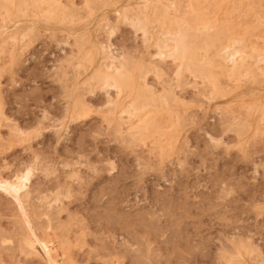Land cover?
Returning a JSON list of instances; mask_svg holds the SVG:
<instances>
[{"label":"rangeland","instance_id":"1","mask_svg":"<svg viewBox=\"0 0 264 264\" xmlns=\"http://www.w3.org/2000/svg\"><path fill=\"white\" fill-rule=\"evenodd\" d=\"M50 1L0 0V179L32 171L55 260L264 264V0ZM102 64L131 83L102 86ZM139 97L142 120L122 114ZM13 203L0 190V264H48Z\"/></svg>","mask_w":264,"mask_h":264},{"label":"bare ground","instance_id":"2","mask_svg":"<svg viewBox=\"0 0 264 264\" xmlns=\"http://www.w3.org/2000/svg\"><path fill=\"white\" fill-rule=\"evenodd\" d=\"M47 1H50V0H47ZM52 1V0H51ZM50 1V2H51ZM89 1H92V0H89ZM53 2H55L54 0H53ZM45 3V2H44ZM47 3V2H46ZM56 3V2H55ZM93 3V2H92ZM3 4V3H2ZM37 4V3H36ZM53 4V3H52ZM52 4H50V5H52ZM12 5V4H11ZM93 5V4H92ZM96 5V4H95ZM98 5V4H97ZM165 5V4H164ZM3 6V5H2ZM159 6V5H158ZM52 7V6H51ZM241 7V6H240ZM166 8V7H165ZM5 9V8H4ZM91 9V8H90ZM94 9V8H93ZM6 10V9H5ZM157 10H158V8H157ZM64 11V10H63ZM159 11V10H158ZM232 11V10H231ZM8 12V11H7ZM65 12V11H64ZM66 13V12H65ZM63 14V13H62ZM156 15V14H155ZM27 17V16H26ZM65 17V16H64ZM52 18V17H51ZM59 18H61L60 16H59ZM67 18H69V17H67ZM165 18H166V15H165ZM7 19V18H6ZM248 19V18H247ZM70 22V21H69ZM53 23H54V21H53ZM72 23V22H71ZM250 25V24H249ZM264 25V24H263ZM248 26V25H247ZM251 26V25H250ZM255 26V25H254ZM249 29V28H248ZM253 29V28H252ZM190 34V33H189ZM191 35V34H190ZM77 38H80V37H77ZM191 38V37H190ZM188 39V37H187V33H181V34H179L178 35V37H176L174 40H175V54H173V57H175V58H178V60L179 59H182L183 60V58H185V56H186V54L188 53L189 54V46L187 45V41H189V39ZM22 40V39H21ZM169 40V38H165L164 39V42H166L167 43V41ZM244 40V39H243ZM25 41H27L26 39H25ZM79 41V40H78ZM189 43H190V41H189ZM247 43V42H246ZM240 43H238V45H239ZM188 46V47H187ZM239 47H241L240 45H239ZM238 49V48H237ZM237 49H233V50H228L227 51V54H228V56H227V60L231 63V64H233V67H239V63H238V58H239V56L240 55H242V52L240 51V49L239 50H237ZM247 49V48H246ZM189 51V52H188ZM80 52V51H79ZM101 52V51H100ZM104 52V51H103ZM192 52V51H191ZM126 54V53H125ZM188 54H187V56H188ZM106 57V59H108V58H112V60H114L115 59V57H114V55H111L110 53H105L104 54ZM160 55H163V53H160ZM122 56V55H121ZM128 56V55H127ZM71 57H72V55H71ZM73 57H75V56H73ZM88 58V57H87ZM194 58V57H193ZM193 58H191V59H193ZM67 59V58H66ZM74 59V58H73ZM104 59V58H103ZM119 59V58H118ZM75 60V59H74ZM91 60H93V58H91ZM121 60V59H120ZM120 60H119V62H120ZM130 60V59H129ZM67 61H68V59H67ZM122 61V60H121ZM69 62V61H68ZM72 62V60L70 61V63ZM128 62V61H127ZM130 62V61H129ZM104 63V62H103ZM127 64V63H126ZM82 65V64H81ZM91 65V64H90ZM118 65V64H117ZM125 66V65H124ZM231 66V65H230ZM254 66V65H253ZM101 67H103V68H105L106 67V70H107V72L106 73H103L102 71L103 70H101V69H103V68H101ZM100 68V70H98V71H96L95 72V79H97L98 80V82L99 83H102L103 85L102 86H104V87H107V86H115V87H117V88H119V89H121V87L123 86V85H127L129 82H130V78H131V74L129 73L128 74V71L126 70V69H124V68H116V66L114 67L113 65H108V66H103V64H102V66H101ZM123 67V66H122ZM233 67H232V69H233ZM72 69V68H71ZM130 69H131V67H130ZM247 69H248V67H247ZM259 69V68H258ZM62 71V70H61ZM232 71V70H231ZM66 72V71H65ZM105 72V71H104ZM63 73V72H62ZM73 73V72H72ZM229 73H230V71H229ZM250 73H252V72H250ZM257 73V72H256ZM228 74V73H227ZM242 74V73H241ZM244 74V73H243ZM66 75V74H65ZM130 75V76H129ZM248 75V74H247ZM251 75L252 74H250V77H251ZM207 76H209V74L207 75ZM260 76V75H259ZM78 77V76H77ZM130 77V78H129ZM214 77V76H213ZM235 77V76H234ZM237 77V76H236ZM254 77V76H253ZM261 77V76H260ZM212 78V77H211ZM231 78V77H230ZM233 78V77H232ZM247 78V77H246ZM80 79V78H79ZM237 79V78H236ZM239 79V78H238ZM250 79V78H249ZM132 80V79H131ZM212 80V79H211ZM240 80V79H239ZM242 80V79H241ZM215 81V80H214ZM255 81V80H254ZM89 82H90V80H89ZM235 82V81H234ZM249 82V81H248ZM67 83V82H66ZM85 83V82H84ZM131 83V82H130ZM250 83H251V81H250ZM255 83V82H254ZM253 83V84H254ZM65 84V83H64ZM261 84V83H260ZM96 85L97 84H95V86L94 87H96ZM125 85V86H126ZM65 86V85H64ZM68 86V85H67ZM70 86V85H69ZM73 86V85H72ZM93 86V85H92ZM91 86V87H92ZM128 86V85H127ZM103 87V88H104ZM237 87V86H236ZM88 88V87H87ZM132 88V87H131ZM233 88V87H232ZM127 89V88H126ZM86 90V89H85ZM96 90V89H95ZM125 90V89H124ZM128 90V89H127ZM134 90V89H133ZM136 92H138V91H136ZM63 94V93H62ZM120 94V93H119ZM131 96V95H130ZM137 96V95H136ZM66 97V96H65ZM143 98H145V97H143ZM66 99V98H65ZM145 100H148V98L146 99L145 98ZM145 100L144 99H142L141 97H139V98H137V100L131 105V107H127V109L126 110H124L123 112H122V114H127V115H129V118H139L140 120H142V116H141V114L145 111V109L146 108H148V106L150 107V105H149V102H148V104H147V101L145 102ZM155 100V99H154ZM65 101V100H64ZM149 101V100H148ZM152 101V100H151ZM110 102V104L109 105H112V107L114 106V104H113V101H109ZM125 102V101H124ZM84 103V102H83ZM132 103V102H131ZM152 103V102H151ZM150 103V104H151ZM153 103H154V101H153ZM153 103H152V106L154 107V105H153ZM156 103V102H155ZM158 103V102H157ZM161 104V103H160ZM84 105V104H83ZM83 105L82 106H79V107H81V109H82V111H83ZM116 105V104H115ZM157 105V104H156ZM151 106V107H152ZM40 107V106H39ZM117 107V106H116ZM48 108V107H47ZM69 108V107H68ZM67 108V109H68ZM132 108H134V111L132 110ZM66 109V108H65ZM85 109V108H84ZM116 108H114V110H115ZM119 109H120V107H119ZM155 109H157V108H155ZM109 110V109H108ZM121 110V109H120ZM113 111V110H112ZM157 111V110H156ZM110 112V111H109ZM146 112V111H145ZM158 112V111H157ZM161 112V111H160ZM110 113H113V112H110ZM66 114H67V112H66ZM154 114H156V113H154ZM68 115V114H67ZM114 115V114H113ZM146 115V114H145ZM152 115V114H151ZM75 117V116H74ZM43 118V117H42ZM70 119V118H69ZM149 119H150V117H149ZM162 119V118H161ZM2 120V119H1ZM47 120V119H46ZM64 120H66V119H64ZM114 120V119H113ZM121 120H123V117L121 116ZM139 120V121H140ZM145 120V119H144ZM148 120V119H147ZM146 120V121H147ZM62 121V120H61ZM149 121V120H148ZM148 121H147V123H148ZM60 122V121H59ZM135 123V122H134ZM151 123V122H150ZM145 125H147V124H145ZM148 125H149V123H148ZM62 126H64V125H62ZM60 127V126H59ZM56 130V129H55ZM58 135V134H57ZM16 136V135H15ZM19 136V135H18ZM17 138V137H16ZM21 139V138H20ZM19 139V140H20ZM23 139V138H22ZM10 140V139H9ZM17 140H18V138H17ZM18 140V141H19ZM26 141V140H25ZM21 142V141H20ZM10 143V142H9ZM7 144H8V142H7ZM21 144H22V142H21ZM11 147V146H10ZM24 172V171H23ZM22 172V174L20 175V176H18L17 178H16V180H6V179H0V190L1 191H3L6 195H8V196H11L12 198H13V202L15 203V205H16V208H14V210L16 209V210H18V212H19V215H20V217H19V219H18V223L20 224V226H19V229L22 231V232H25V233H27V235H28V238L26 239V242H25V244H26V246L28 247V249H27V252L26 251H24V252H26V255H28V256H30L29 258H31V256H38V255H40V253H39V251H38V247H40V249L42 250V252L44 253V255L46 256V258H47V261H48V264H59L58 262H57V259L55 260V258H54V256L56 257H58V255H53L54 254V252L55 251H53L52 249H51V246L49 245V243L50 242H48V241H46V240H44V239H46V238H44V237H42V238H44V239H41L40 238V236L39 235H37V229H34V226H33V223H32V221L33 220H35L34 218V215L36 216V214H33V217H32V214L31 213H29L28 212V210H27V208H26V205H25V201L24 200H26V199H24L23 200V194H24V191H26L25 189L27 188V185H28V183H29V181H30V178H31V175H32V171L31 170H27V171H25L24 173ZM19 175V174H18ZM15 176V175H14ZM62 181V180H61ZM61 184V183H60ZM59 186V185H58ZM27 192V191H26ZM29 196V195H28ZM27 196V197H28ZM35 197V196H34ZM36 199V198H35ZM52 201V200H51ZM30 202H31V200H30ZM35 202V201H34ZM101 202V201H100ZM13 203V204H14ZM56 205V204H55ZM28 206V205H27ZM32 206V205H31ZM30 207V206H29ZM28 207V208H29ZM34 207V206H33ZM53 207H55V206H53ZM85 207V206H84ZM35 208V207H34ZM37 208V207H36ZM47 208V207H46ZM67 209V208H66ZM96 209V208H95ZM15 210V211H16ZM39 210V209H38ZM83 211V210H82ZM31 212V211H30ZM43 212V211H42ZM49 213V212H48ZM48 213H46L47 215H48ZM56 214H57V212H56ZM55 214V215H56ZM102 214V213H101ZM15 215V214H14ZM17 215H18V213H17ZM38 215V214H37ZM45 215V214H44ZM95 215V214H94ZM16 216V215H15ZM39 216V215H38ZM37 216V217H38ZM58 216V215H57ZM104 216V215H103ZM113 216V215H112ZM37 217H36V219H37ZM32 218H33V220H32ZM39 218V217H38ZM103 218V217H102ZM113 218V217H112ZM60 219V218H59ZM58 219V220H59ZM92 220H94V219H92ZM102 220V219H101ZM105 220V219H104ZM91 221V220H90ZM113 221V220H112ZM47 222H48V220H47ZM94 222H95V220H94ZM17 223V222H16ZM34 223H35V221H34ZM61 223V222H60ZM63 223H65V222H63ZM68 223V222H67ZM102 223H104V222H102ZM143 223V222H142ZM154 224V223H153ZM49 225V224H48ZM102 225V224H101ZM96 226V225H95ZM110 226V225H109ZM100 227V226H99ZM108 227V226H107ZM8 228H10V225H8ZM40 228V227H39ZM54 228V227H53ZM156 228V227H155ZM14 229H16L17 230V226H15V228H13V230ZM48 229V228H47ZM102 229V228H101ZM12 230V231H13ZM35 230H36V232H35ZM54 230V229H53ZM83 230V229H82ZM52 231V230H51ZM75 231V230H74ZM138 231V230H137ZM160 231V230H159ZM53 232V231H52ZM61 233V232H60ZM64 234H66L65 232H64ZM128 234V233H127ZM151 234V233H150ZM17 235V234H16ZM15 235V236H16ZM29 235H31L30 237H29ZM42 235V234H41ZM83 235V234H82ZM88 235V234H87ZM26 236V235H25ZM39 236V237H38ZM47 236V235H46ZM27 237V236H26ZM62 237V236H61ZM94 237V236H93ZM55 238V237H54ZM49 238H47V240H48ZM56 239V238H55ZM59 239V238H58ZM126 239V238H125ZM2 240V239H1ZM103 240V239H102ZM62 242H64L63 240H61ZM114 241V240H113ZM66 242V241H65ZM68 243V240H67V242L65 243V244H67ZM70 243V242H69ZM97 243V242H96ZM108 243V242H107ZM99 244V243H98ZM61 245V244H60ZM106 245V244H105ZM97 246V245H96ZM128 246V245H127ZM106 247V246H105ZM108 247V246H107ZM111 247V246H110ZM123 247V246H122ZM3 248V247H2ZM59 248V247H58ZM14 249V248H13ZM16 249H18V248H16ZM20 249V248H19ZM101 249V248H100ZM105 249V248H104ZM108 248H106V250H107ZM122 249V248H121ZM8 250V249H7ZM8 251H10V250H8ZM112 251V250H111ZM19 252V251H18ZM13 254V253H12ZM56 254H58V253H56ZM101 254V253H100ZM105 254V253H104ZM107 254V253H106ZM77 255V254H76ZM18 256V255H17ZM128 256V255H127ZM7 257H10V256H7ZM12 257V256H11ZM68 255H67V259H68ZM18 258V257H17ZM23 258V257H22ZM104 258V257H103ZM110 258H111V256H110ZM0 259H1V253H0ZM6 259V258H5ZM34 259V258H33ZM7 260V259H6ZM31 260V259H30ZM71 260V259H70ZM1 261V260H0ZM11 261V260H10ZM13 261V260H12ZM45 261H46V259H45ZM59 261V260H58ZM66 261H68V260H66ZM138 261V260H137ZM65 262V261H64ZM11 263H13V262H11ZM17 263V262H16ZM70 263V262H69ZM73 263V262H72Z\"/></svg>","mask_w":264,"mask_h":264}]
</instances>
